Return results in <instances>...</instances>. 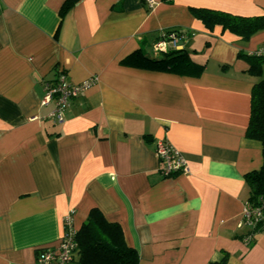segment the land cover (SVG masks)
I'll list each match as a JSON object with an SVG mask.
<instances>
[{
    "label": "crops",
    "instance_id": "obj_1",
    "mask_svg": "<svg viewBox=\"0 0 264 264\" xmlns=\"http://www.w3.org/2000/svg\"><path fill=\"white\" fill-rule=\"evenodd\" d=\"M0 0V264H39L71 214L78 230L93 208L123 229L139 264H264V229L242 225L246 174L264 161L246 135L253 85L264 78L240 54L264 46L209 30L191 8L264 15V0ZM184 31L200 75L136 65L159 57L165 31ZM181 48V49H183ZM96 82L48 117L47 83ZM165 140L190 172L164 176Z\"/></svg>",
    "mask_w": 264,
    "mask_h": 264
},
{
    "label": "trees",
    "instance_id": "obj_2",
    "mask_svg": "<svg viewBox=\"0 0 264 264\" xmlns=\"http://www.w3.org/2000/svg\"><path fill=\"white\" fill-rule=\"evenodd\" d=\"M75 1L66 0L62 7V13L64 14ZM191 10L194 16L202 20L209 30H212L216 25H221L223 30H229L241 36L243 40H248L253 34L264 29V15L243 16L227 11L198 7H193ZM160 54L159 57H149L138 50L130 58L136 65L141 64L158 70L186 75H200L204 70V64L194 61L191 53L185 48L169 49L160 52ZM240 55H243L251 63L252 74L262 75L264 54ZM246 135L262 144L264 157V78L257 81L252 88L251 113ZM245 177L251 191L249 200L262 204L264 207V161L259 170L249 172ZM262 229L263 227H259L256 231ZM75 240L76 248L72 264H139V254L135 248L126 243L120 224L107 220L98 208L91 209L87 219L77 230ZM227 258L228 254L225 253L220 261L213 264H225Z\"/></svg>",
    "mask_w": 264,
    "mask_h": 264
},
{
    "label": "built area",
    "instance_id": "obj_3",
    "mask_svg": "<svg viewBox=\"0 0 264 264\" xmlns=\"http://www.w3.org/2000/svg\"><path fill=\"white\" fill-rule=\"evenodd\" d=\"M146 1L150 5L153 3L152 0ZM187 39V34L184 31H165L155 42L154 50L160 53L169 49H181L184 47ZM255 54H264V46L259 48ZM95 82L96 78L93 77L82 83L75 84L67 78L65 72H61L54 84L47 83L45 86L42 104L53 102V107L48 117L57 123H62L65 120V114L71 99L91 87ZM156 153L162 162L160 170L164 176H171L176 173L188 174L190 172L187 160L169 142L165 140L157 141ZM242 225L250 229L246 239L248 241L253 240L257 228L263 227L264 229L263 205L247 200L243 207ZM76 233L77 229L73 225L70 214L65 218V229L59 244L56 247L43 248L38 254L37 262L39 264H72L76 248Z\"/></svg>",
    "mask_w": 264,
    "mask_h": 264
}]
</instances>
